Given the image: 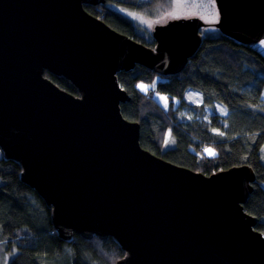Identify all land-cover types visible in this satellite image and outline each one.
<instances>
[{"label":"water","instance_id":"obj_1","mask_svg":"<svg viewBox=\"0 0 264 264\" xmlns=\"http://www.w3.org/2000/svg\"><path fill=\"white\" fill-rule=\"evenodd\" d=\"M216 31L264 58V0H214ZM105 0H0V151L51 210L57 236L112 237L114 264H264L244 210L253 169L209 175L167 161L125 119L117 73L178 75L210 25L196 15L152 26L146 46L89 13ZM63 76L74 95L44 71Z\"/></svg>","mask_w":264,"mask_h":264},{"label":"trees","instance_id":"obj_2","mask_svg":"<svg viewBox=\"0 0 264 264\" xmlns=\"http://www.w3.org/2000/svg\"><path fill=\"white\" fill-rule=\"evenodd\" d=\"M167 2L105 0L84 8L117 31L153 47L155 42L147 30L110 5L146 11ZM202 38L178 75L159 76L141 65L117 73L119 85L130 97L120 104L121 113L139 123L140 145L167 161L207 175L242 164L250 166L256 180L244 210L257 219L255 229L264 236V58L217 31L206 32ZM43 74L61 89L78 95V89L63 76L46 70ZM188 88L200 93V103L185 98ZM154 90L165 94L166 108L155 98ZM215 103H222L227 114L207 113ZM168 129L172 147H164ZM205 144H213L216 154H204ZM20 172V165L0 151V264H96L99 260L113 264L124 256L111 237L85 239L74 233L70 240L59 238L50 208L20 180Z\"/></svg>","mask_w":264,"mask_h":264},{"label":"rangeland","instance_id":"obj_3","mask_svg":"<svg viewBox=\"0 0 264 264\" xmlns=\"http://www.w3.org/2000/svg\"><path fill=\"white\" fill-rule=\"evenodd\" d=\"M112 9L117 10L121 15L128 16L129 20H131L135 25L139 26L142 29L147 31L150 30L151 25L156 22H164L166 19L176 18L180 16H191L196 15L203 19L208 23H213L218 19V12L215 5V1L213 0H168L166 5L154 6L152 8H148L146 11H136L130 7H124L122 5H110ZM208 32L216 31L213 27H209L205 29ZM152 88L153 84H149ZM153 95L160 102V104L166 108L168 101L166 99L165 94L160 93L157 90H154ZM185 98L188 101L193 103L201 102V95L196 90L188 88L185 92ZM217 111L222 115L227 114L226 107L222 103H215L214 108L207 109V113L212 111ZM167 143H165L164 147H172L174 145V140L172 135L170 134L169 129L166 132ZM214 153L210 155L209 153ZM203 153L207 156H213L216 154V148L213 144H205L203 147ZM262 154L264 157V144L262 146ZM8 257V256H7ZM96 264H107L103 260L95 261ZM92 264H95L92 262Z\"/></svg>","mask_w":264,"mask_h":264},{"label":"flooded vegetation","instance_id":"obj_4","mask_svg":"<svg viewBox=\"0 0 264 264\" xmlns=\"http://www.w3.org/2000/svg\"><path fill=\"white\" fill-rule=\"evenodd\" d=\"M124 7H125V6H124ZM123 16L126 17L127 19L129 18L128 16H126V15H124V14H123ZM129 19H130V18H129ZM130 21H131V20H130ZM131 22H132V21H131ZM156 23H160V22H156ZM156 23H154V24H156ZM213 23H214V22H213ZM213 23H212V24H213ZM154 24L151 25V28H150V30L148 31L149 34H150V36H151V29H152V26H153ZM209 27H213V25H208L207 27H205L204 29L201 30L202 37L206 34V32H208V31H205V29H207V28H209ZM213 28H214V27H213ZM214 29H215V28H214ZM119 32H120V31H119ZM121 33H122V32H121Z\"/></svg>","mask_w":264,"mask_h":264},{"label":"snow or ice","instance_id":"obj_5","mask_svg":"<svg viewBox=\"0 0 264 264\" xmlns=\"http://www.w3.org/2000/svg\"><path fill=\"white\" fill-rule=\"evenodd\" d=\"M213 3H214V0H213ZM261 44L264 45V41H261ZM140 87H141L142 89L145 88L144 85H141ZM162 99H165V101H166V98H163V97H162ZM166 143H167V141H166ZM209 154L212 155V154H214V153H211V152H210Z\"/></svg>","mask_w":264,"mask_h":264},{"label":"clouds","instance_id":"obj_6","mask_svg":"<svg viewBox=\"0 0 264 264\" xmlns=\"http://www.w3.org/2000/svg\"><path fill=\"white\" fill-rule=\"evenodd\" d=\"M217 20H218V19H217ZM210 25H213V24L210 23ZM213 27H214V26H213ZM214 28H215V27H214ZM215 30H216V29H215ZM201 34H202V33H201ZM159 76H160V75H159ZM78 95H79V93H78ZM96 237H97V236H96ZM111 238H112V237H111ZM106 239H107V238H106ZM106 239H104V240H106ZM112 239H113V238H112ZM113 240H114V239H113ZM114 241H115V240H114ZM115 242H116V241H115ZM116 243H117V242H116ZM119 247H120V246H119ZM122 251H123V250H122ZM123 252H124V251H123ZM115 262H116V261H115ZM115 262H114V263H115ZM114 263H113V264H114Z\"/></svg>","mask_w":264,"mask_h":264}]
</instances>
